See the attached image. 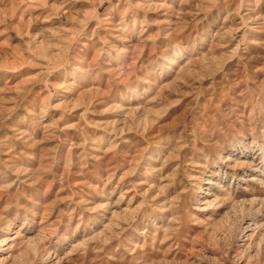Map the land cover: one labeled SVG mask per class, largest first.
Instances as JSON below:
<instances>
[{
  "label": "rangeland",
  "instance_id": "374dc122",
  "mask_svg": "<svg viewBox=\"0 0 264 264\" xmlns=\"http://www.w3.org/2000/svg\"><path fill=\"white\" fill-rule=\"evenodd\" d=\"M0 264H264V0H0Z\"/></svg>",
  "mask_w": 264,
  "mask_h": 264
}]
</instances>
